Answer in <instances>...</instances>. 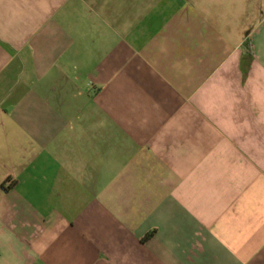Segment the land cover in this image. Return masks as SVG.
Returning <instances> with one entry per match:
<instances>
[{
	"label": "crops",
	"instance_id": "obj_1",
	"mask_svg": "<svg viewBox=\"0 0 264 264\" xmlns=\"http://www.w3.org/2000/svg\"><path fill=\"white\" fill-rule=\"evenodd\" d=\"M0 264H264V0H0Z\"/></svg>",
	"mask_w": 264,
	"mask_h": 264
}]
</instances>
